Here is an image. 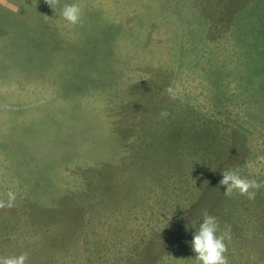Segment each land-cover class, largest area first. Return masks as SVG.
I'll return each mask as SVG.
<instances>
[{
  "label": "rangeland",
  "instance_id": "obj_1",
  "mask_svg": "<svg viewBox=\"0 0 264 264\" xmlns=\"http://www.w3.org/2000/svg\"><path fill=\"white\" fill-rule=\"evenodd\" d=\"M260 156L264 0H0V256L194 264L207 212L228 264H264V188L220 184Z\"/></svg>",
  "mask_w": 264,
  "mask_h": 264
},
{
  "label": "clouds",
  "instance_id": "obj_2",
  "mask_svg": "<svg viewBox=\"0 0 264 264\" xmlns=\"http://www.w3.org/2000/svg\"><path fill=\"white\" fill-rule=\"evenodd\" d=\"M59 0H50V6L55 5ZM62 18L70 25H78L82 22V9L78 3H65L61 9ZM166 92L173 99L176 91L169 86ZM160 116L167 118L169 113L161 111ZM264 162V156L258 157ZM220 184L225 186L224 194L231 196L233 192L246 196L249 200H254L258 192L264 188V182L256 179H249L240 174L239 170H227L222 172ZM16 194L12 191L7 193V199H0V208H12L15 205ZM195 227V226H194ZM193 235L191 248L196 254L194 264H228L226 253L228 243L231 240V228L225 226L221 229L217 217L205 212L203 219ZM0 264H28V254L23 253L19 256H0Z\"/></svg>",
  "mask_w": 264,
  "mask_h": 264
}]
</instances>
